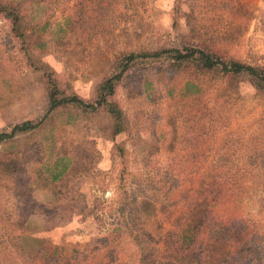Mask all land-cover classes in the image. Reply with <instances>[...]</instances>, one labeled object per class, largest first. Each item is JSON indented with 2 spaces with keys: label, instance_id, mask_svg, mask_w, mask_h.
<instances>
[{
  "label": "rangeland",
  "instance_id": "1",
  "mask_svg": "<svg viewBox=\"0 0 264 264\" xmlns=\"http://www.w3.org/2000/svg\"><path fill=\"white\" fill-rule=\"evenodd\" d=\"M15 1L40 60L30 65L0 13V130L42 116L46 71L66 92L94 100L111 69L109 56L126 49L204 45L264 65V0H182L181 15L176 0H135L105 16L97 2H88L75 24L77 0ZM154 76V68L136 69L118 86L116 98L130 121L116 138L123 153L115 149L106 113L74 109H56L35 134L0 143V162L8 153L28 159L16 175L0 173V213L23 218L24 249L35 251L43 239L62 262L153 264L163 235L179 227L195 185L213 165H235L239 182L252 183L237 208L257 220L264 243V170L257 172L264 160L236 159L245 140L260 134L264 92L243 76L233 105L215 107L211 79L193 98L170 93ZM59 155L69 168L62 186H49L40 173L53 171ZM244 169L255 170L245 176ZM148 198L153 204L145 210ZM110 235L115 242L109 244Z\"/></svg>",
  "mask_w": 264,
  "mask_h": 264
},
{
  "label": "trees",
  "instance_id": "2",
  "mask_svg": "<svg viewBox=\"0 0 264 264\" xmlns=\"http://www.w3.org/2000/svg\"><path fill=\"white\" fill-rule=\"evenodd\" d=\"M88 2H97L100 13L105 16L107 9L114 8L117 12L123 6L133 4L135 0H77L74 24L82 20V12ZM175 8L181 15L182 0H176ZM0 13L10 21L12 34L19 41L30 65L38 66L36 60H40V57L32 49V33L26 24L21 4L15 0H0ZM109 17L112 15L109 14ZM109 57L111 69L98 85L97 97L94 100H86L77 93L66 92L53 72L46 71L49 89L47 109L39 118L12 123L0 130V143H12L20 137L35 134L56 109H74L86 114L106 113L111 120L110 135L116 141V138L127 132L130 127L128 113L116 98L118 86L130 71L140 68H154V78L159 84L168 88L170 93L178 92L185 97H200L207 87L205 81L211 79L214 85L210 92L217 99L215 107L222 103L228 107L233 105L235 99L240 96L238 88L243 76H247L255 88L264 92V65L228 56L214 47H141L115 52ZM178 75H182L184 81H179ZM195 93L198 94L194 96ZM257 124L259 136L248 137L245 140L244 152L237 158L232 153H229L228 157L254 160L252 165L264 160V109ZM124 148L122 142H115V149L120 153L124 152ZM1 159L0 173L6 177L16 175L28 160L24 153L4 154ZM233 166L229 168L213 165L210 172L201 176L200 184L197 183L194 187H197L194 201L190 202L188 210L183 213L182 222L179 219V227L176 230H168L163 235L161 247L155 251L159 255L153 264H264V243L259 224L252 215L239 213L237 208L247 196L252 183L247 181V184L244 182L243 185V182H239L234 175L237 170ZM68 168L62 155H59L54 170L47 176L44 171L40 175L49 186L59 187L62 186L61 182L65 179ZM254 170L244 169L243 173L246 176ZM261 170L264 168L257 172ZM241 192L244 194L242 199ZM61 193L58 189L56 195ZM151 204L153 203L148 198L142 206L146 210ZM6 215L0 213V264H75L71 259L62 262L56 252L51 250L50 243H45L43 239L36 240L35 251L24 249L21 243L23 218L14 219L10 213ZM6 221H9V224ZM111 237L110 235L106 238L109 244L115 242Z\"/></svg>",
  "mask_w": 264,
  "mask_h": 264
}]
</instances>
